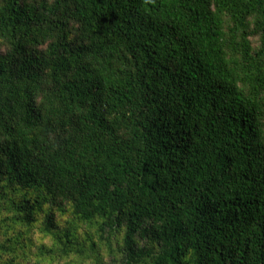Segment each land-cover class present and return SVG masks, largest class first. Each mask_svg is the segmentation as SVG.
I'll use <instances>...</instances> for the list:
<instances>
[{"label":"trees","instance_id":"obj_1","mask_svg":"<svg viewBox=\"0 0 264 264\" xmlns=\"http://www.w3.org/2000/svg\"><path fill=\"white\" fill-rule=\"evenodd\" d=\"M0 264H264V0H0Z\"/></svg>","mask_w":264,"mask_h":264}]
</instances>
